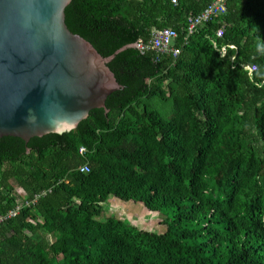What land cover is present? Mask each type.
Instances as JSON below:
<instances>
[{"label":"trees","instance_id":"trees-1","mask_svg":"<svg viewBox=\"0 0 264 264\" xmlns=\"http://www.w3.org/2000/svg\"><path fill=\"white\" fill-rule=\"evenodd\" d=\"M211 1L71 0V33L102 57L125 47L107 65L120 88L70 132L0 138V215L19 208L0 264H264V0H225L189 35ZM166 28L176 57L131 46Z\"/></svg>","mask_w":264,"mask_h":264},{"label":"water","instance_id":"water-1","mask_svg":"<svg viewBox=\"0 0 264 264\" xmlns=\"http://www.w3.org/2000/svg\"><path fill=\"white\" fill-rule=\"evenodd\" d=\"M71 0H0V138L62 134L104 109L120 85L102 57L65 23ZM137 44L131 45L137 48Z\"/></svg>","mask_w":264,"mask_h":264},{"label":"built area","instance_id":"built-area-1","mask_svg":"<svg viewBox=\"0 0 264 264\" xmlns=\"http://www.w3.org/2000/svg\"><path fill=\"white\" fill-rule=\"evenodd\" d=\"M172 3H176V0H172ZM226 1L225 0H212L211 3L199 14L197 15H190L187 17V32L188 34H192L196 31L198 27H201L205 25L206 23L210 22L214 17H217L218 15H221L225 12L226 8ZM223 35V29H218L216 31V37L221 38ZM177 37V33L173 31L172 29L166 28L159 31H154L152 33V37L150 41L146 44L142 42H138L137 44V50L140 51V53H144L145 51H155L156 53L160 55L165 54H172L174 57H176L179 54L178 49L173 47L174 40ZM223 52L225 48L221 49ZM249 74H251L255 67H246ZM86 152V149L84 147L79 148V154L81 156H84ZM81 171H87L88 166L83 165L80 168ZM19 212V208H15L14 210L9 211L6 214L0 215V223L3 221L15 217Z\"/></svg>","mask_w":264,"mask_h":264},{"label":"rangeland","instance_id":"rangeland-1","mask_svg":"<svg viewBox=\"0 0 264 264\" xmlns=\"http://www.w3.org/2000/svg\"><path fill=\"white\" fill-rule=\"evenodd\" d=\"M168 107V106H166ZM105 204V208L109 209L108 213L114 214L119 219H127L138 228L155 230L163 232L164 227L161 226L163 217L158 214L147 212L143 206L134 205L131 202H119L115 198H111Z\"/></svg>","mask_w":264,"mask_h":264}]
</instances>
